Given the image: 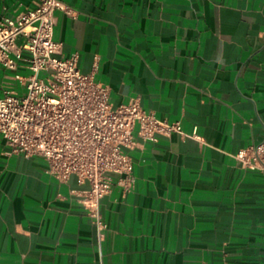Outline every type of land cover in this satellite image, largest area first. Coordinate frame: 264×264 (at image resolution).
<instances>
[{"label":"crops","instance_id":"0c3cea01","mask_svg":"<svg viewBox=\"0 0 264 264\" xmlns=\"http://www.w3.org/2000/svg\"><path fill=\"white\" fill-rule=\"evenodd\" d=\"M62 53L184 131L138 139L135 187L101 198L104 239L42 156L10 153L0 133V264H264V171L238 149L264 138V0H62ZM33 0H0V20ZM0 65V93L25 87Z\"/></svg>","mask_w":264,"mask_h":264},{"label":"built area","instance_id":"2783aa9c","mask_svg":"<svg viewBox=\"0 0 264 264\" xmlns=\"http://www.w3.org/2000/svg\"><path fill=\"white\" fill-rule=\"evenodd\" d=\"M33 2L15 17L0 20V65L14 71V79L25 87L23 94L8 88L0 95V133L10 153L42 156L46 171L58 180L75 174L90 184L81 201L102 240L108 223L101 198L115 184L124 194L135 187L128 150L139 138L158 141L173 132L197 137V132L157 116L138 96L113 105L109 86L93 72H83L78 52L64 55L62 42L54 37L56 10L74 15V9L62 0ZM233 155L242 167L264 171V138Z\"/></svg>","mask_w":264,"mask_h":264},{"label":"rangeland","instance_id":"374dc122","mask_svg":"<svg viewBox=\"0 0 264 264\" xmlns=\"http://www.w3.org/2000/svg\"><path fill=\"white\" fill-rule=\"evenodd\" d=\"M1 80V79H0ZM0 95H2V93H0Z\"/></svg>","mask_w":264,"mask_h":264}]
</instances>
